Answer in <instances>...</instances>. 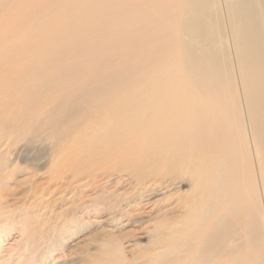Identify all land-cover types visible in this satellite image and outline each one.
<instances>
[{
  "label": "bare ground",
  "instance_id": "1",
  "mask_svg": "<svg viewBox=\"0 0 264 264\" xmlns=\"http://www.w3.org/2000/svg\"><path fill=\"white\" fill-rule=\"evenodd\" d=\"M109 1L114 3L108 6ZM67 4L71 11L62 13ZM47 5L61 23L57 30L69 38L64 51L54 53L53 69L37 72L32 63L0 78L1 146L13 150L23 126H36L32 110L47 102L56 124L65 126L55 138L59 168L72 163V172L125 175L147 194L179 180L191 185L195 196L181 208L193 224L175 227L190 234L174 228L171 236L160 234L159 242L165 236L169 253L195 251L198 256L185 264L251 263L250 249L260 247L264 237V203H248L246 188L235 187L247 153L245 126L264 178V0H135L133 17L146 19L136 28L127 23V0H48ZM109 14L117 17L111 32L118 47L124 50L131 37L135 41L130 63L99 71L94 84L79 85L71 96L68 85L59 86L62 79L69 84L74 79L64 52L86 51L87 43L78 39L80 23ZM54 43L43 39L47 49ZM87 52L96 56L95 49ZM95 63L101 69L99 60ZM26 75L32 81L14 82ZM126 83L134 92L122 97L120 86ZM53 93L62 96L61 104H52ZM254 190L264 193L257 184ZM110 251L118 256L121 243Z\"/></svg>",
  "mask_w": 264,
  "mask_h": 264
},
{
  "label": "rangeland",
  "instance_id": "2",
  "mask_svg": "<svg viewBox=\"0 0 264 264\" xmlns=\"http://www.w3.org/2000/svg\"><path fill=\"white\" fill-rule=\"evenodd\" d=\"M2 1L0 78L7 79L8 74L14 75L17 69L32 63H37V72L53 69L54 53L64 51L69 35L57 30L61 23L58 17L50 14L48 0ZM112 3L109 1L107 5L111 6ZM134 4L135 0H127L126 19L129 26L136 28L145 24L146 19L133 17ZM71 8L67 4L60 11L68 12ZM178 9L179 5H174V11ZM116 18L114 14H109L100 20L99 16L90 15L80 23L81 35L78 39L87 43V50L64 52V61L70 66L74 79L73 84L67 83L65 79L59 84L68 85L71 96L78 94L79 85L94 84L99 71H117L123 61L130 63L131 47L135 41L131 37L124 50L118 47L111 32ZM45 37L54 40L53 50L44 47ZM164 43L167 45V42ZM172 47L175 48L176 43H172ZM90 49L96 50L94 58L88 56L87 51ZM93 59L101 63L100 70ZM174 67L181 69L177 57ZM21 79L14 82H29L33 77L26 75ZM120 87L119 95L122 97L134 92L131 83ZM61 98L53 93L52 104H61ZM46 104L32 110L38 116L36 126L33 130H24L27 125L23 126L22 132L17 134L12 143L15 146L13 150L8 151L0 144V264L192 262L198 256L195 251L186 249V255L169 253L165 236H161L163 241L159 242V235L171 236L170 232L178 224L181 227L193 224L192 220H187L191 214L181 208L195 196L193 187L181 185L179 180L178 183L157 187L155 194H147L143 186L136 185L125 175H107L101 170L96 173H84L81 170L72 172L69 168L72 163L59 168L54 145L56 133L64 130L65 126L56 124L55 118L48 113L52 105ZM248 131L245 126L247 138L244 135L242 139H246L248 150L244 145L247 153L238 166L243 176L236 181L235 189L246 188L245 200L250 203V200L258 199L263 206L264 193L258 196L254 184L264 189V178ZM226 200L228 202L229 197ZM260 212L264 220V208L261 211V206ZM218 217L226 218L224 214ZM175 230L190 234L183 228ZM261 230L263 232L264 227ZM117 241L121 243L123 251L118 256H110L112 244ZM250 253L253 260L249 264H264V237L260 247L253 246Z\"/></svg>",
  "mask_w": 264,
  "mask_h": 264
}]
</instances>
